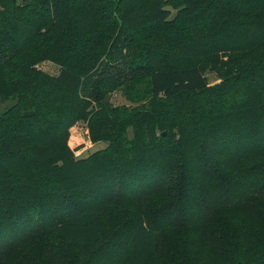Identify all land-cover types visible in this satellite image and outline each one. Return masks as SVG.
I'll return each mask as SVG.
<instances>
[{
  "label": "trees",
  "instance_id": "1",
  "mask_svg": "<svg viewBox=\"0 0 264 264\" xmlns=\"http://www.w3.org/2000/svg\"><path fill=\"white\" fill-rule=\"evenodd\" d=\"M7 101L0 264H264V0H0Z\"/></svg>",
  "mask_w": 264,
  "mask_h": 264
},
{
  "label": "rangeland",
  "instance_id": "2",
  "mask_svg": "<svg viewBox=\"0 0 264 264\" xmlns=\"http://www.w3.org/2000/svg\"><path fill=\"white\" fill-rule=\"evenodd\" d=\"M39 69L42 71L56 76L59 74L60 69L58 66L46 62L39 66ZM206 77L208 79L209 85H215L220 82L219 77L216 73L212 71L206 72ZM110 102L113 105H122L126 104L124 98L121 93H115L110 96ZM14 104V101H7L0 103V114L4 113L7 109H9ZM69 146L71 149L75 150L76 148V156L78 158H86L90 156L92 153L104 149L106 147L105 143H92L91 139H89L88 131L84 123L77 124L74 129L71 131V137L69 140ZM258 205V203H256ZM210 224V223H209ZM163 237V236H162Z\"/></svg>",
  "mask_w": 264,
  "mask_h": 264
},
{
  "label": "water",
  "instance_id": "3",
  "mask_svg": "<svg viewBox=\"0 0 264 264\" xmlns=\"http://www.w3.org/2000/svg\"><path fill=\"white\" fill-rule=\"evenodd\" d=\"M164 135V134H163Z\"/></svg>",
  "mask_w": 264,
  "mask_h": 264
}]
</instances>
